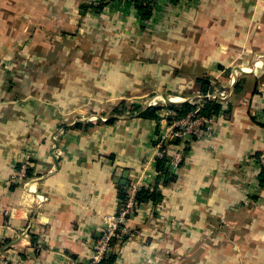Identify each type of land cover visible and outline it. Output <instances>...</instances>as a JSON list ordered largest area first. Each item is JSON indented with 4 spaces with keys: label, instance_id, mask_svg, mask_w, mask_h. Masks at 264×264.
<instances>
[{
    "label": "crops",
    "instance_id": "obj_1",
    "mask_svg": "<svg viewBox=\"0 0 264 264\" xmlns=\"http://www.w3.org/2000/svg\"><path fill=\"white\" fill-rule=\"evenodd\" d=\"M200 78L226 86L228 107L185 145L162 202L126 220L114 264H264V0H157L147 18L128 0H0V264L89 260L119 190L157 182L173 111L113 110L199 100Z\"/></svg>",
    "mask_w": 264,
    "mask_h": 264
},
{
    "label": "built area",
    "instance_id": "obj_2",
    "mask_svg": "<svg viewBox=\"0 0 264 264\" xmlns=\"http://www.w3.org/2000/svg\"><path fill=\"white\" fill-rule=\"evenodd\" d=\"M134 2V0H128ZM157 1V0H155ZM252 70L251 68L243 67V68H234L233 71L238 73L240 70ZM235 82V81H234ZM229 91L227 90L226 86H222L221 89H214L204 95H201L199 98L198 103L203 101L204 99L217 101L221 103V112H224L228 107V97ZM164 100L159 95L154 96L151 101H149L150 106H154L158 104V102ZM190 102H195L194 100H190ZM203 103V102H202ZM202 103L200 107L202 106ZM196 109L195 112L186 115L185 117L179 118L174 120L173 122H166L164 123L163 127H161V131L159 135L156 136L155 144H154V151L156 154V158H162L165 155H169L171 157L170 167L172 170H176L181 161L184 158V151L183 148L185 145L193 140L201 139V138H209L213 137L217 127H216V118L222 115H218L217 117L214 115H205V114H198L200 109ZM173 111L167 110L163 112L162 116L166 120L167 116L172 114ZM97 116H92L87 120H95ZM105 120V119H104ZM55 135L54 139V153L56 148H58L59 143L58 139ZM173 139H178L182 145V148L176 150L171 148V142ZM259 165L264 168V150L261 152L258 158ZM27 162L24 161L22 163L20 169L15 172L13 175V180H24L27 176ZM139 189V187H133L132 192L129 194L127 202L124 208L121 210L120 213L117 215L106 216L104 219L102 233L100 238L94 243L92 255L89 260L87 261H80V260H72L70 264H99L104 259H106L112 252V241L114 238H124L126 234H129V231L126 227V220L134 213V205H135V193ZM29 226L26 227L21 231L19 234L28 233Z\"/></svg>",
    "mask_w": 264,
    "mask_h": 264
},
{
    "label": "trees",
    "instance_id": "obj_3",
    "mask_svg": "<svg viewBox=\"0 0 264 264\" xmlns=\"http://www.w3.org/2000/svg\"><path fill=\"white\" fill-rule=\"evenodd\" d=\"M136 3V7L140 14L144 17L147 18L151 15L152 9L154 6L155 0H134ZM99 6H96V9H98ZM199 84L202 87V91L205 93H208L209 91L214 90V85L211 84L209 81V78H200L198 80ZM198 104L192 103L189 101L178 103V104H170L169 107L173 109V113L168 115L166 118L170 120L169 122H173L176 119L185 117L186 115L193 113L196 111ZM160 108L159 106H154V107H147L146 109H142V106H136L129 104L127 105L125 102H122L118 105L116 109L113 110V114L115 115H122L124 112L127 110H138L141 111L140 115L144 117H153L156 118L157 114L156 111L157 109ZM221 109V105L217 101H212L208 99L203 100V104L200 107L198 114H205V115H214L217 117L219 110ZM116 117H111L110 121H114ZM82 125V123H80ZM78 124L77 126H80ZM180 142V141H179ZM173 143V141H172ZM189 146V145H188ZM188 146H186L185 152L187 153ZM184 153V154H186ZM261 154V153H260ZM260 154L257 155L259 158ZM185 157V156H184ZM170 156L165 155L162 158H157V168L159 171V176L157 178V182L154 185H143L141 186L135 193V205H134V213H137L140 205L152 201L153 203H161L164 194L161 188V185H164L165 183L167 184L171 180H174L175 176L170 174V162L171 159L169 160ZM184 160V159H183ZM183 162V161H182ZM181 162V163H182ZM28 170V169H27ZM30 174V171H29ZM260 179L264 183V168H262L261 173H260ZM162 181V182H161ZM130 194V193H129ZM128 192L126 191V188H123L119 190V198H120V209L119 212L124 208L127 199L129 197ZM117 239L119 238H114L112 241V246L118 241ZM117 253L115 251H112L111 254L104 259L102 262L99 264H114L116 261Z\"/></svg>",
    "mask_w": 264,
    "mask_h": 264
},
{
    "label": "rangeland",
    "instance_id": "obj_4",
    "mask_svg": "<svg viewBox=\"0 0 264 264\" xmlns=\"http://www.w3.org/2000/svg\"><path fill=\"white\" fill-rule=\"evenodd\" d=\"M233 70V69H232ZM240 70V69H239ZM159 95V94H158ZM154 96H156V95H148L147 97H145V99H143L142 100V103L144 104V105H146V106H149V107H154V106H157V105H159L160 103H164V105H167V106H169L170 104H175V102L173 101V100H175L172 96H169V95H164L165 96V99L161 102V100L158 102V104H156V105H154V106H150L149 105V101H151V99L154 97ZM159 96H161V95H159ZM190 100L191 99H180L178 102H176L177 104L178 103H182V102H186V101H189L190 102ZM196 101H199V100H196ZM196 101H195V103H196ZM92 116H95V115H90V116H88V117H86L87 119H89V118H92ZM101 119H106L104 116H102V117H100ZM65 127H63L62 125H60L59 127H58V132L56 133L57 135H59L60 133H62L65 129H64ZM55 134V135H56ZM54 135V136H55ZM56 135V136H57ZM53 141H54V139H53ZM58 141H59V139H58ZM57 144H58V142H57ZM57 149V148H56ZM53 151H54V149H53Z\"/></svg>",
    "mask_w": 264,
    "mask_h": 264
},
{
    "label": "water",
    "instance_id": "obj_5",
    "mask_svg": "<svg viewBox=\"0 0 264 264\" xmlns=\"http://www.w3.org/2000/svg\"><path fill=\"white\" fill-rule=\"evenodd\" d=\"M176 139H173V141H175ZM121 175H122V177L124 178L121 182L123 183V184H125L126 183V178L128 177L127 175H128V172L127 171H125L123 174L121 173Z\"/></svg>",
    "mask_w": 264,
    "mask_h": 264
}]
</instances>
